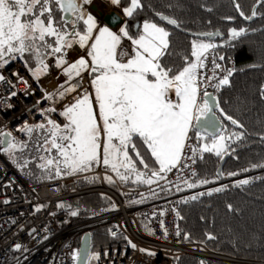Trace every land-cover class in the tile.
Returning a JSON list of instances; mask_svg holds the SVG:
<instances>
[{"label": "snow or ice", "instance_id": "obj_1", "mask_svg": "<svg viewBox=\"0 0 264 264\" xmlns=\"http://www.w3.org/2000/svg\"><path fill=\"white\" fill-rule=\"evenodd\" d=\"M92 2L93 0H0V61L7 63L5 56L16 58V55L23 59L24 54L28 53L37 64L34 69H29L37 80L41 74H47L49 65L45 61L49 55L60 54L57 67L67 64L63 71L68 78V86L61 84L62 91L46 94V99L52 100L54 95L62 99L75 91L80 81L76 84L70 82L80 77L82 71L96 74L92 79L95 108L92 95L85 92L59 113L66 121L63 125L45 117L46 123L24 126L22 130L29 137L37 134V139L33 142V150L37 155L32 162L39 161L36 166L49 179L53 176L84 173L102 164L105 168H110L121 181L129 180L134 174L136 181L151 185L153 178L165 179L163 174L180 164L186 142L193 138L189 136L190 131L194 132L199 146L192 147V153L210 152L217 157L227 154L230 147L228 141H232L233 137L238 141L243 136L235 132L227 136L222 134L224 126L216 110L232 125L241 128L243 125L220 108L216 97L207 91L209 83L202 79L205 74L200 71L206 67L210 54L213 72L208 80L216 81L212 86L217 90L230 86L229 77L234 69H223L224 74L217 76L215 69H220L221 66L216 60H223L224 57L216 52L210 53V50L217 47L211 42V38L219 33L194 34L209 39L193 40L190 53L182 55L170 50L171 33L163 23L146 20L142 25L137 24L135 36L130 34L125 25L118 34L108 27L98 25L97 19L85 7ZM109 2L115 6L121 4V0ZM235 6L237 10L240 9L239 3ZM143 8L142 0H129L124 14L133 17L134 13L138 14V10L142 11ZM57 12L61 13L60 18L55 15ZM240 15L244 16L243 11H240ZM255 15L256 12L253 11L252 16L244 18L250 20ZM156 16L167 25L180 27L173 17L159 12ZM247 32L245 28H232L230 37L236 41L247 35ZM122 37L131 41L133 47L130 50L121 47ZM74 45L87 47L91 61L82 57L74 63H68L64 57L67 49ZM176 55H180V66L170 63ZM3 80L4 77L0 75V81ZM261 94L264 96V91ZM12 95L16 93L13 92ZM47 111L54 113L56 109L49 108ZM0 137V151L7 153L21 169L26 168L30 161H21L15 154L18 151L25 153L28 143L18 141L12 137L11 132H0ZM137 141L146 146V151L155 158V163L159 165L157 169L151 168L146 162L138 150ZM137 163L148 170L147 173L138 170ZM184 166L186 165H181ZM146 175L147 179L144 178ZM105 179L109 183L114 182L112 176H106ZM198 183L207 184L209 181L200 180ZM247 184V179L239 182V185ZM187 186L192 188L197 184L189 183ZM221 190L215 189L216 192ZM199 195L203 196L205 193ZM191 199L196 200L197 197L193 196ZM227 208L233 211L231 204ZM76 214L75 211L71 213L73 216ZM187 238L186 236L185 239ZM208 239L215 237L209 235ZM15 247L19 249L20 245ZM72 258L75 264H92L99 259V254L90 250L85 238L84 248L74 252Z\"/></svg>", "mask_w": 264, "mask_h": 264}, {"label": "built area", "instance_id": "obj_2", "mask_svg": "<svg viewBox=\"0 0 264 264\" xmlns=\"http://www.w3.org/2000/svg\"><path fill=\"white\" fill-rule=\"evenodd\" d=\"M216 63L221 66L215 69L217 76L224 74L223 69L236 68L233 57L217 58ZM200 71L205 74L202 79L209 83L207 91L216 94L218 90L212 86L216 81L208 80L213 72L210 54L206 67ZM0 75L4 77L0 81V132H11L18 141L28 143L31 137L22 130L25 125L46 123L45 117L63 124L58 96L46 99V94L58 92L53 73L37 80L22 62L13 61L0 70ZM49 108H55L56 112H48ZM192 147H198L194 138L186 142L180 164L165 179L132 188H125L115 180V189L105 184L102 164L95 171L30 185L0 151V264H75L73 253L79 251L83 236L90 233L94 239L95 232L102 227L108 230L110 243L94 248L93 240L92 252L99 254L95 264H174L183 256L237 261L224 252L212 251L202 241L185 239L183 235L182 199L204 191L195 179L200 152L192 153ZM92 177L97 178L100 186L79 187L80 181ZM189 183L197 186L189 188ZM95 193L109 197L113 208L97 217L78 221L81 213L72 207L71 201ZM73 211L77 213L75 216L71 215Z\"/></svg>", "mask_w": 264, "mask_h": 264}, {"label": "trees", "instance_id": "obj_3", "mask_svg": "<svg viewBox=\"0 0 264 264\" xmlns=\"http://www.w3.org/2000/svg\"><path fill=\"white\" fill-rule=\"evenodd\" d=\"M142 3L144 4L143 10H138V14L134 13L133 17H127L124 14V8L129 5V0H121L119 9L115 8L125 18V25L131 35L135 36L138 31L136 25H142L146 20L162 23L156 16L159 12L175 18L180 24V30L163 24L171 33L169 40L172 52L182 55L190 53L192 41L198 39L192 38L188 33L220 31L225 35V39L212 42L217 45L214 51L224 58L233 57L236 61V68L229 77L230 86H223L217 91L216 96L224 112L243 125L242 128L232 125L219 113L224 125L222 134L227 136L235 132L242 134L243 138L237 141L233 137L232 141H228L229 151L220 157L210 152H203L197 160L195 175L197 180L209 178L213 180L210 181L211 183L220 181L217 170L222 159L229 154L230 157L223 168L224 178L222 179L228 183L219 187L222 189L220 192L211 189L202 192L205 193L203 196L194 195L197 197L196 200L191 199L193 196H185L181 203L180 221L184 236L193 241H205L212 251L219 252L217 249H220L225 255L237 261L183 256L177 258L174 264H202V262L203 264H263L264 96L261 93L264 91V0H142ZM236 3L240 5L239 10L235 6ZM240 11H243L244 16H252L253 11L256 15L246 20L240 15ZM55 15L60 18L61 13L57 12ZM232 28H245L248 30L247 35L233 41L230 37ZM59 55H49L45 62L48 64V60L50 62L51 59L55 62ZM7 58H4L8 61L7 63L0 61L2 64L0 70L10 62L21 59L18 55L16 58ZM191 59L194 60V58ZM21 61L27 69L37 67L33 57L28 53L24 54ZM170 63H175L177 66L182 65L180 55L174 56ZM65 100L58 96L59 105ZM192 136L196 140L194 132ZM36 139L37 134H33L26 152L18 151L15 154L21 161L25 159L30 161L26 168L18 167L5 153L8 163L30 185L44 182L36 166L38 161L32 162L37 155L33 150V142ZM137 147L151 168L158 167L154 158L146 151V146L137 141ZM134 159H136L135 156ZM137 167L144 169L138 163ZM94 169L95 167L91 170ZM230 173H236V175H230ZM245 179L249 180V184L239 185V182ZM121 183L125 187L147 186V184L131 179L121 181ZM99 185L96 178L79 182L80 188L98 187ZM113 187H116L115 184ZM209 192L212 194L208 195ZM229 204L233 206V211L228 210L227 205ZM71 205L81 213L78 221L97 217L113 208L112 200L100 193L76 198L71 201ZM209 235L214 236L215 239H208ZM109 243L108 230L104 227L97 229L94 234V248L105 247Z\"/></svg>", "mask_w": 264, "mask_h": 264}, {"label": "rangeland", "instance_id": "obj_4", "mask_svg": "<svg viewBox=\"0 0 264 264\" xmlns=\"http://www.w3.org/2000/svg\"><path fill=\"white\" fill-rule=\"evenodd\" d=\"M95 1H97V2H100L101 4H102V10H104L105 12L107 11V12H109V11H111V10H115V8H118L119 9V6H115V5H112L110 2H109V0H93V2H95ZM92 2V3H93ZM91 3V4H92ZM90 4V5H91ZM90 5H87V6H85L86 7V10L89 12V13H91L96 19H97V22H98V25L100 26V27H106L104 24H103V22L101 21V19L93 12V11H91L90 10ZM116 11V10H115ZM81 26H83L82 25V22H81V24H80V27ZM121 29V28H120ZM120 29H118L117 31H113V32H116V33H118V34H120ZM94 35H95V32H94ZM122 35V34H121ZM48 39H50V38H48ZM92 41H89V43H91ZM121 47L122 48H124V49H126V50H130L133 46L131 45V41H129L127 38H125V37H122V39H121ZM215 49V48H214ZM214 49H212V50H210V51H213ZM69 52H67V54L68 55H66V57H64V59L68 62V63H74V62H76L77 60H79L80 58H84V59H86V60H88L89 62L91 61V57L90 56H88V51H89V49L87 48V47H85V48H80L78 45H74L72 48H70L69 50H68ZM14 55H16V54H14ZM7 57H9V56H5L4 58H7ZM9 58H11V57H9ZM8 59V58H7ZM15 61H20V62H22L21 61V59H19V60H15ZM13 62V61H12ZM11 63V62H10ZM55 64V65H54ZM56 64H57V61H55L54 62V59H51L50 60V62H49V60H48V65H49V67H48V70H47V74H41L42 76H40V78L41 77H44V76H46V75H48V74H50V73H53L54 75H55V77L57 78V82L59 83V80H60V82L62 83V80L63 81H67V86H68V78L66 77V75L64 74V71H63V67H67V64H65L63 67H57L56 66ZM96 74L95 73H90L89 71H82L81 72V76L80 77H77V78H75V79H73L70 83L71 84H76L77 83V81H80V83H79V85H78V87H77V89L75 90V91H73V92H71V93H68V94H66L64 97H63V99L65 98L66 100V103L65 104H62V107H61V111H59V113L60 112H62L63 110H64V108H65V106H67V105H69V104H71V103H73L74 102V100L78 97V96H80V95H83L85 92H87L88 94H91L92 95V97H93V106H94V108L96 107V104H95V99H94V88H93V85H92V79H93V77L95 76ZM66 86V87H67ZM57 87H59L58 86V84H57ZM73 93H74V95H73ZM172 95V98H173V100H175V96H174V93H172L171 94ZM60 116V115H59ZM60 118H61V120H62V122H63V124L64 123H66V121H65V119L62 117V116H60ZM98 120H99V117H98ZM62 124V125H63ZM190 137H193L192 136V133H191V135H190ZM203 143V142H202ZM102 144H103V141H102ZM199 147V146H198ZM200 152V151H199ZM53 155H54V153H52ZM200 154H202L201 152H200ZM42 155H48V153H42ZM101 156H102V149H101ZM133 158H134V156H133ZM37 162V161H36ZM39 162V161H38ZM103 166V165H102ZM95 167V169L94 170H91V171H95L96 169H97V167L98 166H94ZM103 168H104V171L107 173V174H109L110 175V173L108 172V171H110L113 175H111L112 176V178H113V181L115 182V180H118L119 178H117V176L115 175V173H113L112 171H111V169L110 168H105L104 166H103ZM138 168V167H137ZM142 169V168H141ZM140 168H138V170H140V171H143V169L141 170ZM121 170H123V169H121ZM39 174H41L42 175V177L44 178V180H42V181H44L43 183H41V184H44V183H47V182H50V181H55V180H57V179H60V178H64V177H66V175H62L61 177H54L53 176V178H51V179H49V178H47V176L44 174V173H42V170L39 168ZM106 173H104V176H103V179H104V182H105V184L107 185V186H109L110 187V185L111 186H113L114 185V182L113 183H109L108 182V180L107 179H105V177L106 176H109V175H107ZM69 176H71V175H69ZM115 176V177H114ZM145 179H147V177L145 176L144 177ZM130 179L131 180H133V181H135V182H138V181H136V178H135V175L133 174L131 177H130ZM205 180H207V181H209V183H207V184H201V186H203V188L204 189H206V188H208V186L209 187H217V186H220V185H222V184H224V183H222L221 181H215V182H213V183H211L210 181H213V180H210L209 178H207V179H205ZM227 183H228V181H226ZM142 183V182H141ZM152 184H154V182L152 183ZM36 185H39V184H36ZM203 243H205L209 248H211L210 247V245L207 243V242H205V241H202ZM217 250H219V252L221 251V252H224V251H222V250H220V249H217ZM215 252H218V251H215ZM93 264H95V261H93L92 262ZM264 264V263H263Z\"/></svg>", "mask_w": 264, "mask_h": 264}, {"label": "water", "instance_id": "obj_5", "mask_svg": "<svg viewBox=\"0 0 264 264\" xmlns=\"http://www.w3.org/2000/svg\"><path fill=\"white\" fill-rule=\"evenodd\" d=\"M90 10L93 11L100 19L101 21L103 22V24L110 28V30L112 31H117L118 29L122 28L124 25H125V18L119 14L117 11L115 10H111L109 12H105L104 10H102V4L100 2H93L91 5H90ZM164 25L172 28V29H176V30H180V28H176L172 25H167L166 23L162 22ZM219 33V35L215 36V37H212L211 38V42H215L217 41L218 39H225V35H223L220 31H216ZM192 38L194 39H198V40H205L207 41L209 38L207 37H201V36H198V35H194V34H199V33H188ZM213 94V93H212ZM216 99H217V96L215 94H213ZM218 100V99H217ZM220 106V104H219ZM221 108V106H220ZM217 115L219 116V110L217 109ZM222 123V121H221ZM223 125V123H222ZM224 126V125H223ZM230 155H226L221 163H220V166L217 170V175L219 176L220 179H223L224 178V174H223V168H224V165L225 163L227 162V160L229 159ZM85 238H87V244L90 248V250L92 251V245H93V236L92 234H86L83 236L82 240H81V243H80V247H79V250L83 249L84 248V245H85Z\"/></svg>", "mask_w": 264, "mask_h": 264}, {"label": "crops", "instance_id": "obj_6", "mask_svg": "<svg viewBox=\"0 0 264 264\" xmlns=\"http://www.w3.org/2000/svg\"><path fill=\"white\" fill-rule=\"evenodd\" d=\"M106 12H107V11H106ZM61 84H64L65 86H67V81H63V80H62V83H61L60 80H59V83H58V86H59V87H58V90H57V91H62V89H60V85H61ZM73 95H74V93H73ZM66 101H67V100H66ZM66 101H65L63 104H65ZM190 132H191V131H190ZM190 132H189V134H190ZM129 151H130V154L133 155V153L131 152V150H129ZM153 158H154V157H153ZM154 160H155V158H154ZM157 165H158V164H157ZM158 167H159V165H158ZM158 167H156L155 169H157ZM141 170H142V169H141ZM121 171H123V170H121ZM142 172H146V173H147L146 169H143ZM146 177L148 178V175H146ZM118 178H119V177H118ZM129 179H130V178H129ZM153 179L156 180L157 178H153ZM155 180H154V181H155Z\"/></svg>", "mask_w": 264, "mask_h": 264}]
</instances>
